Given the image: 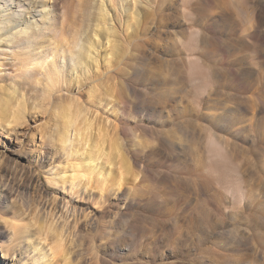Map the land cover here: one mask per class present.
<instances>
[{
    "label": "rangeland",
    "instance_id": "1",
    "mask_svg": "<svg viewBox=\"0 0 264 264\" xmlns=\"http://www.w3.org/2000/svg\"><path fill=\"white\" fill-rule=\"evenodd\" d=\"M77 2L51 3L57 27L66 14L69 35L87 25ZM24 3L0 0V18L21 14L24 22L43 10L36 0ZM126 8L132 37L79 100L89 102L96 85L98 123L119 125L99 163L112 178L124 173L122 189L133 201L120 209L116 187L103 194L106 203L98 188L89 189L91 219L68 232L75 261L96 264L97 251L100 264H264V0H159L152 14L144 3L136 13ZM11 54L0 49V95L6 90L14 100ZM59 88L38 109L30 89L26 123L13 131L0 120V233L14 217L32 224L31 234L60 218L63 205L44 177L66 163L58 143L48 141L62 130L70 101ZM91 155L97 151L89 148ZM133 172L140 181L130 191Z\"/></svg>",
    "mask_w": 264,
    "mask_h": 264
},
{
    "label": "bare ground",
    "instance_id": "2",
    "mask_svg": "<svg viewBox=\"0 0 264 264\" xmlns=\"http://www.w3.org/2000/svg\"><path fill=\"white\" fill-rule=\"evenodd\" d=\"M33 2L35 0H29V3L24 4L29 5ZM36 2L43 5V10L32 11L31 16L24 22L18 21L21 14L12 15L6 20L5 16L0 18V49L4 50L6 47L7 50H11V67L14 68L15 79L17 78L15 83L18 81L14 88L8 90L17 95L14 100L5 87V95H0V120L8 124L11 131L26 123V101L30 89L36 92L34 99L38 104L35 109L40 108L39 99L42 102L50 101L58 86L60 92L68 93L70 101L64 107V126L62 130L57 129L56 134L48 138L49 143H58L59 152L66 157V163L54 166L53 169L56 168V171H53L52 167L47 169L44 176L47 185L54 189L55 202L59 201L63 207L59 210L60 218L48 224V226L54 225L51 234L47 231L48 226L43 227V232L35 229L36 233L31 234L28 229L33 226L32 224L26 226L16 217L11 219L12 221H7L4 224L6 230L8 228L7 232L0 233L2 253L0 264L9 262L11 264H78L74 258L75 244L71 238L69 239L68 232L74 229L73 225L77 226L83 217L91 219V212L85 208L89 206L84 203L85 196L90 197L89 189L98 188L102 195L101 202L106 203L108 196L103 194L109 190L113 192L116 187L119 189L117 194H122L116 196V207H122L120 209L128 208L133 201L128 192L122 189L127 183L124 173L112 178V171L106 170L99 163L101 157H106L104 147L112 142L111 135L117 128L113 122L108 126V118L104 119V122L107 120L106 126L98 123L96 112H99L103 106L101 102L95 100L97 86L89 90V102L80 103L79 98L83 95L88 81L103 73L100 74L103 64L106 69L116 66L112 62L115 52L122 42L132 37L130 31L134 17L131 20L126 19L132 10L127 9L126 6L134 5L136 13L137 7H141L144 3L152 10L150 12L152 14L159 0H78V5L84 9L87 25L82 27V30L81 27L79 30L75 29L77 31L70 35L64 26L66 14L57 27L55 14L52 12V0H36ZM141 22L138 29L142 30L145 24L144 21ZM61 59L63 64L69 65L70 62L72 69L69 72L59 63ZM37 85H41L43 89L35 90ZM0 90H3V86ZM86 121L92 122L90 133L86 131ZM102 131L106 133L103 140H101ZM82 134L86 137L83 140ZM89 148L96 150L97 156H86ZM107 162L110 163L109 160ZM131 176L133 186L130 191L135 188V183L140 181L138 173L133 172ZM69 197L72 201L67 200ZM1 198L2 196L0 200ZM94 204L97 203L92 205ZM17 249L22 250L23 253L19 260L14 261L12 257L15 256ZM101 259L97 251L91 258L96 264H100Z\"/></svg>",
    "mask_w": 264,
    "mask_h": 264
},
{
    "label": "clouds",
    "instance_id": "3",
    "mask_svg": "<svg viewBox=\"0 0 264 264\" xmlns=\"http://www.w3.org/2000/svg\"><path fill=\"white\" fill-rule=\"evenodd\" d=\"M96 116H100V113H99V112H96ZM91 123H92V122H87V121H86V124H87V129H86V131H87V133H90V132H91ZM107 123H108V124H112V121L109 119V120L107 121ZM115 127L118 129V128H119V125L117 124ZM105 135H106V133L102 131V132H101V140L104 139ZM85 138H86L85 135L82 134V135H81V139L83 140V139H85ZM98 150H99V146H98ZM96 207L99 208L100 206L97 205Z\"/></svg>",
    "mask_w": 264,
    "mask_h": 264
},
{
    "label": "snow or ice",
    "instance_id": "4",
    "mask_svg": "<svg viewBox=\"0 0 264 264\" xmlns=\"http://www.w3.org/2000/svg\"><path fill=\"white\" fill-rule=\"evenodd\" d=\"M65 210H67V209H65ZM54 227V225H50V226H48L47 227V231H48V233L49 234H51V232H52V228ZM55 249H54V247H53V251H54Z\"/></svg>",
    "mask_w": 264,
    "mask_h": 264
}]
</instances>
